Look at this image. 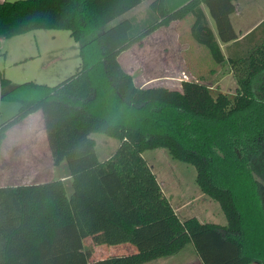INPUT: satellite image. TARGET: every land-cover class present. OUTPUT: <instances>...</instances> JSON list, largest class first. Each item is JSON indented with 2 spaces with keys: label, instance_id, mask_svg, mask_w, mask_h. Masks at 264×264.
<instances>
[{
  "label": "trees",
  "instance_id": "1",
  "mask_svg": "<svg viewBox=\"0 0 264 264\" xmlns=\"http://www.w3.org/2000/svg\"><path fill=\"white\" fill-rule=\"evenodd\" d=\"M143 1L0 2V37L70 30L82 58L54 86L13 84L0 74L3 99L21 101L2 121L0 149L10 127L41 109L53 162L66 161L72 181L71 194L63 179L0 186V264H142L189 243L203 264H264V34L257 33L264 22L228 56L220 41L239 39L234 0H153L147 19L110 25ZM190 14L193 38L218 63L229 62L234 100L195 80L181 90L139 86L123 67L124 51ZM94 133L119 140L110 158L100 159ZM162 147L196 167L199 187L220 203L226 225L179 218L144 155ZM89 237L96 246L131 243L136 250L91 261Z\"/></svg>",
  "mask_w": 264,
  "mask_h": 264
},
{
  "label": "rangeland",
  "instance_id": "2",
  "mask_svg": "<svg viewBox=\"0 0 264 264\" xmlns=\"http://www.w3.org/2000/svg\"><path fill=\"white\" fill-rule=\"evenodd\" d=\"M2 1L5 0H0ZM151 2L152 0L143 1L134 9L113 20L110 25L130 17H134L139 22L147 19ZM205 9L214 31H217L214 18L208 8L205 7ZM240 10L243 15H246L247 21L244 25L248 27L260 17L261 12H264V0L244 1ZM193 22L194 16L190 14L184 20L173 21L167 26L159 27L121 54L120 61L123 67L134 76L139 86H164L181 90L184 80H195L207 84L214 95L222 92L234 100L238 82L229 62L218 63L208 47L193 38L191 33ZM236 25L235 28L239 32L246 29ZM257 33L264 34V26ZM250 39L251 36L245 41ZM80 46L81 43L74 39L70 30L65 29H35L9 38L0 37V74L9 78L13 84L34 81L54 86L68 79L78 70L82 61ZM20 105L21 101L4 98L1 107L2 119H9L17 113ZM23 128L24 126H17L12 130V134H17ZM93 137L97 141V153L101 160L110 158L119 146L117 138L101 133H94ZM13 144L11 140L0 149V182L11 179L13 172L11 161L16 158V154L19 152L25 157V151H31V144L28 142L26 146L15 148L16 152L15 144ZM144 155L181 220L197 217L205 222L227 224V218L220 203L205 194L199 187L196 179L197 169L194 165L173 158L164 147L148 150ZM26 163L27 161L25 165ZM59 169L61 174L69 172L67 162L65 161L64 166ZM24 170L23 168L17 173L25 174L27 171ZM65 184L68 194H71L72 181L65 180ZM86 247L92 253L91 261L136 250L133 249L136 246L131 243L96 246L92 237L86 239ZM189 259L197 261L193 264L199 262L192 243L187 244L171 258H159L142 264H161L166 260L182 264Z\"/></svg>",
  "mask_w": 264,
  "mask_h": 264
},
{
  "label": "crops",
  "instance_id": "3",
  "mask_svg": "<svg viewBox=\"0 0 264 264\" xmlns=\"http://www.w3.org/2000/svg\"><path fill=\"white\" fill-rule=\"evenodd\" d=\"M234 1L236 4V10L233 14H231L232 24L234 28L237 27L236 24L242 27H246V25H244L247 21L246 15H243L242 11L240 10V6L242 5V3H244V1H247V0H244V1L240 0V2H236V0ZM203 7L208 17L209 23L212 27L211 21L208 16V12L205 9L206 6L204 5ZM251 15L255 16L253 13H251ZM263 22H264V12H261L260 17L256 18L251 24H249V26L246 27L245 30H241L240 32L236 30L239 35L238 40L226 42V43L220 41L221 47L223 49V52L226 54V56H228L230 52L232 53L236 52L238 49L235 48V44L239 41H242L244 36H246L249 32H251L253 29L258 27ZM214 32L216 33V35H218L217 31H214ZM17 126L19 127L24 126V128L17 134L13 135L12 130L15 129ZM11 140L15 144L14 149L27 144V142L30 143L31 151H25L24 153L25 157H23L21 153L19 152L16 154V158L13 161H11V169L13 171L10 176L11 179L6 182H0V186H17V185L41 183V182H45V181L52 180V179H63L64 181L71 180L70 172L66 171L64 174L60 173L59 168L61 166H64L65 161L61 162L58 166H56L53 162V158L51 155V151H50V147H49V143L47 139L44 114L41 109L29 114L24 120L10 127L6 131V136H5V139L3 140L1 148L3 147V145L9 144ZM15 152H16V149H15ZM15 152H14V155H15ZM20 157H23V158H20ZM28 158H31V159L33 158V159L30 160ZM26 161L27 163L25 165ZM28 161H29V164H28ZM23 168L25 169L24 171H27L25 174L17 173ZM124 253L125 252H122V254ZM197 257H198L197 260L199 261L198 264H203L198 255ZM167 258H171V256L165 257V259ZM193 263H197V261L189 259L183 262L182 264H193ZM161 264H180V263H175V262L172 263L171 261L166 260V261H162Z\"/></svg>",
  "mask_w": 264,
  "mask_h": 264
},
{
  "label": "built area",
  "instance_id": "4",
  "mask_svg": "<svg viewBox=\"0 0 264 264\" xmlns=\"http://www.w3.org/2000/svg\"><path fill=\"white\" fill-rule=\"evenodd\" d=\"M2 100H3V90L0 89V130H1V127H2V111H1V107H2Z\"/></svg>",
  "mask_w": 264,
  "mask_h": 264
}]
</instances>
